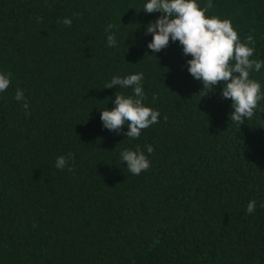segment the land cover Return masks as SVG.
<instances>
[{
	"label": "trees",
	"instance_id": "obj_1",
	"mask_svg": "<svg viewBox=\"0 0 264 264\" xmlns=\"http://www.w3.org/2000/svg\"><path fill=\"white\" fill-rule=\"evenodd\" d=\"M145 3L0 0V73H11L0 92V264H264V66L250 72L262 99L238 126L222 83L200 96L178 41L147 47L161 14ZM212 4L206 15L229 19L241 42L251 34L250 59L264 61V0ZM134 73L160 115L131 139L100 114L133 94L105 88L112 77ZM137 146L150 167L134 175L120 154Z\"/></svg>",
	"mask_w": 264,
	"mask_h": 264
},
{
	"label": "clouds",
	"instance_id": "obj_2",
	"mask_svg": "<svg viewBox=\"0 0 264 264\" xmlns=\"http://www.w3.org/2000/svg\"><path fill=\"white\" fill-rule=\"evenodd\" d=\"M213 7L212 0H208L204 7H200L197 0H146L142 8L144 12L161 14L146 26V33L152 34L147 47L156 53L165 49L170 39L178 41L182 45L183 54L191 56L187 60L188 72L202 83L200 96H205L214 86L222 83V97L232 101L233 111L230 112L229 119L240 126L245 123L246 118L254 116L258 101L262 99L261 85L250 78V72L259 71L264 66V61L250 59L255 46L251 34L241 42L229 19L206 15ZM62 23L71 26L72 21L65 18ZM114 27L115 25L109 24L106 29L110 32L107 36L109 47L116 45V36L110 31ZM10 75L11 73H0V92L8 89ZM142 80L143 73L130 74L124 78L112 77L105 88H132L133 94H115L114 106L101 111L103 127L120 134L122 127L127 124L126 137L135 139L141 135V130L159 122V111L144 104ZM15 99L18 102L24 101L23 107L28 109L23 90H16ZM260 111H264V108ZM146 151L151 154L154 149L147 145ZM120 155L121 161L126 162V167L134 175H139L150 167L148 157L139 146L135 150L126 149ZM72 159L71 153L59 156L55 166L63 169ZM255 207L256 201H249L247 212H254Z\"/></svg>",
	"mask_w": 264,
	"mask_h": 264
}]
</instances>
